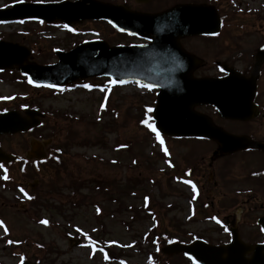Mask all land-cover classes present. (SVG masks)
<instances>
[{
	"label": "rangeland",
	"instance_id": "rangeland-1",
	"mask_svg": "<svg viewBox=\"0 0 264 264\" xmlns=\"http://www.w3.org/2000/svg\"><path fill=\"white\" fill-rule=\"evenodd\" d=\"M20 1L0 0V8ZM188 1L207 0H153L149 8ZM214 1L226 21L221 33L183 41L204 61L197 75L220 74L223 63L250 71L251 55L264 43V0ZM11 29L7 38L35 48L38 63L55 61L51 48L64 50L79 35L112 44L132 41L93 21L74 32L34 22ZM1 32L0 38L5 36ZM155 97L156 90L109 80L54 91L34 88L15 72L0 73V109L36 108L45 114L42 128L0 138L2 147L25 157L34 142L52 138L51 148L63 152L46 165L0 166V264H193L161 249L169 241L189 243L197 235L221 237L216 236L221 234L216 224H223L225 214L220 203L241 187L237 178L248 171L235 166L241 163L232 157L225 181L214 187L218 165L209 169L214 145L158 138L147 112ZM68 236L80 244L71 246Z\"/></svg>",
	"mask_w": 264,
	"mask_h": 264
},
{
	"label": "water",
	"instance_id": "water-1",
	"mask_svg": "<svg viewBox=\"0 0 264 264\" xmlns=\"http://www.w3.org/2000/svg\"><path fill=\"white\" fill-rule=\"evenodd\" d=\"M38 20L48 24L62 22L69 27L85 20H105L123 33L138 36L148 44L109 46L104 41L85 42L69 52H57L58 63L41 66L28 63L31 50L19 44L0 41V71L13 69L28 76L35 85L63 87L93 77H110L121 83H142L159 90L153 110L155 128L168 137L210 138L227 155L248 145L264 147L246 137L233 136L216 127L211 119L195 110L199 105H213L223 117L247 120L255 113L252 100L254 81L247 83L243 75L224 65V78L193 76L202 60L187 53L181 39L214 35L221 30L217 10L209 5L181 4L161 13L131 12L123 6L96 0L62 1L59 3H15L0 9V22ZM264 61V50L256 55L255 71ZM246 106L247 113L227 114L226 99ZM40 113L29 111L27 118L16 111L0 113V135L27 132L39 126ZM42 145L37 143L35 150ZM17 157L0 148V163ZM264 225V224H263ZM237 238V237H236ZM254 257L246 259L252 252ZM163 252L169 256L184 253L199 264H264V245L247 246L238 238L227 246H211L203 241L185 245L171 243ZM29 264V263H24Z\"/></svg>",
	"mask_w": 264,
	"mask_h": 264
},
{
	"label": "flooded vegetation",
	"instance_id": "flooded-vegetation-1",
	"mask_svg": "<svg viewBox=\"0 0 264 264\" xmlns=\"http://www.w3.org/2000/svg\"><path fill=\"white\" fill-rule=\"evenodd\" d=\"M146 1V0H139ZM148 3H140L138 0H116L113 2L115 4L126 5L129 9L139 12H158L168 9L178 3L160 7L156 9H150ZM208 1V0H207ZM264 43L260 44L256 51L263 49ZM255 51V52H256ZM252 62L250 68L252 70V64L254 59V54L251 55ZM250 71H242L245 73L246 77L251 74ZM214 76V75H211ZM219 76V75H217ZM257 91L256 96L258 105L259 116L250 122H240L225 120V125L217 124L218 126L224 128L226 131L236 135H244L250 139L261 143L264 146V64L260 69V75L257 80ZM256 126H253V123ZM250 130V131H249ZM253 131V132H252ZM214 144V149L209 162L210 172L214 171L216 165L217 172L215 174L213 186H218L219 183L225 181V174L228 173V167H233L234 164H229V159L237 156L239 159L238 163L240 165H235L243 170L248 171V173L243 176L240 175L237 178V183L241 187L237 188L235 192L229 193L225 196L223 201L220 203L223 210L225 211L223 220V228L217 230L221 234L216 236H221L216 241L215 239H207L209 243L212 244H223L231 242L234 233L239 236V239L248 245H255L264 242V147L260 148H248L243 152L236 153L231 156L222 157L217 153L218 146ZM255 154V155H254ZM250 158H254V162L250 163ZM235 162V161H231ZM215 172H213L214 174ZM219 180V181H218ZM243 180L241 183L240 181ZM243 186V187H242ZM227 188V187H226ZM230 189V188H229ZM228 189V190H229ZM213 203V204H212ZM211 205L215 202L212 201ZM226 210L228 211L226 213ZM253 253L246 254V257H252Z\"/></svg>",
	"mask_w": 264,
	"mask_h": 264
},
{
	"label": "snow or ice",
	"instance_id": "snow-or-ice-1",
	"mask_svg": "<svg viewBox=\"0 0 264 264\" xmlns=\"http://www.w3.org/2000/svg\"><path fill=\"white\" fill-rule=\"evenodd\" d=\"M69 30H71V29H69ZM31 82V81H30ZM123 81H121V83H122ZM144 87H147V85H143ZM85 87H88L87 85H85ZM151 127V126H150ZM152 131H156L155 130V128H152ZM157 137L159 138V133H157ZM41 223H46V221H41ZM0 227H2V223H0Z\"/></svg>",
	"mask_w": 264,
	"mask_h": 264
},
{
	"label": "trees",
	"instance_id": "trees-1",
	"mask_svg": "<svg viewBox=\"0 0 264 264\" xmlns=\"http://www.w3.org/2000/svg\"><path fill=\"white\" fill-rule=\"evenodd\" d=\"M148 111H150V109H149V108L147 109V112H148Z\"/></svg>",
	"mask_w": 264,
	"mask_h": 264
}]
</instances>
